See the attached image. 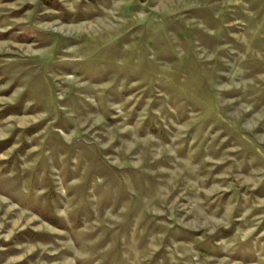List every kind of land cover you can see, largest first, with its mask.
<instances>
[{
    "label": "rangeland",
    "instance_id": "obj_1",
    "mask_svg": "<svg viewBox=\"0 0 264 264\" xmlns=\"http://www.w3.org/2000/svg\"><path fill=\"white\" fill-rule=\"evenodd\" d=\"M0 264H264V0H0Z\"/></svg>",
    "mask_w": 264,
    "mask_h": 264
}]
</instances>
